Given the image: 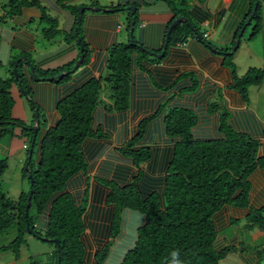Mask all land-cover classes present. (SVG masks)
Listing matches in <instances>:
<instances>
[{
  "label": "trees",
  "instance_id": "16d2710c",
  "mask_svg": "<svg viewBox=\"0 0 264 264\" xmlns=\"http://www.w3.org/2000/svg\"><path fill=\"white\" fill-rule=\"evenodd\" d=\"M64 1L68 0H57L59 4ZM162 2L175 11L173 20L185 18L190 24H179L171 31L165 54L168 48L184 44L188 38L199 37L203 41L199 25L185 9L189 8L188 0ZM36 4L30 0H9L1 9L4 14L0 17L11 19L20 15L24 7ZM41 10L42 19L49 24L44 36L49 39L57 32L56 21L48 17L44 8ZM120 10L127 14L128 41L108 50L103 78L84 83L57 102L59 120L42 135L40 109L31 101L33 98L28 84L19 74L18 68L22 62L18 59L16 67L14 62L10 65V78H0V128L17 126L23 134L28 132L34 141L31 157L26 159L23 169V176L30 185L29 192L21 193L16 200H11L0 190V236L13 226L17 229L16 238L7 246L0 247V252L11 251L15 259H18L19 248L24 245V236L29 235L49 240L47 243L54 247L53 264H87L90 255L94 257V264H222L225 257L235 250L227 246L221 248L220 243L216 245L213 216L225 206L249 207L250 177L256 169L264 171V158L257 156L259 142L231 129L224 115L221 116L220 125L222 134L218 138H194L192 129L197 123L196 116L190 110L177 107L170 109L163 118L167 136L172 142L178 140L163 181L143 174L140 166L151 159L152 153L147 147H136L146 141L148 125L156 116L145 119L132 138H127L126 133H119L123 146L118 150L119 156L115 160L128 166L119 172L116 182L98 180L101 185L109 188L106 200L114 206L110 207L111 217L107 218L110 224L104 235L108 237L107 242L101 251L95 252H91L86 245V216L90 212H85L89 202L87 176L91 171L87 162L86 144L89 140L107 138L100 130H94V116L98 113L99 121H103L107 129L112 128L113 119L110 117L108 121L105 120L101 114L103 108L109 114L124 118L125 111L130 108L132 65L135 62L137 67H141V62L148 59L149 53L135 41L133 33L130 36L131 24L134 28L136 15L128 11L126 6ZM71 13L75 19L73 37L81 39L83 48L81 68L88 61V50L80 34L83 14L78 20V7L71 8ZM250 24H254L252 36H255L262 26L258 3ZM227 51L221 53L226 54ZM133 54H137V60H133ZM230 56L226 55L225 60L231 67L232 89L247 103L249 87L262 83L264 71L249 69L246 74L237 77ZM161 60L156 56L149 61L158 63ZM72 68L69 66L65 69L68 74L59 83L69 80L72 76L69 70ZM59 73L57 71L49 76ZM14 84L27 96L33 110L38 109L34 117V122L38 120L36 134L32 126L26 127L20 121L12 120L14 101L11 88ZM107 91L109 96H105L109 104L103 100V94ZM7 134L1 131L0 139ZM35 147L37 153L34 166ZM99 156L100 153L96 157ZM163 158L169 159V155ZM6 169V160L0 159V178ZM129 177L131 181L126 183ZM72 179L75 187L86 182L83 192H69L68 184ZM161 187L162 191L159 190ZM29 196L30 208L25 214ZM41 217L45 218L42 232L37 229ZM244 227L264 232V208L251 209ZM28 229L32 234L28 233ZM122 233H125V239H120V242L117 239ZM257 255L260 259L262 252L257 251Z\"/></svg>",
  "mask_w": 264,
  "mask_h": 264
},
{
  "label": "crops",
  "instance_id": "0c3cea01",
  "mask_svg": "<svg viewBox=\"0 0 264 264\" xmlns=\"http://www.w3.org/2000/svg\"><path fill=\"white\" fill-rule=\"evenodd\" d=\"M30 1L37 4L24 7L20 15L11 19L6 16L0 19L1 22L8 20L10 24L0 26V71L9 69L16 59L22 62L18 70L28 84L33 101L41 110L40 135L57 124V102L84 83L103 78L108 50L128 41L127 14L120 10L124 6L135 8L133 36L149 52L148 59L141 62V67H137L135 62L132 65L130 108L125 111L124 118L109 114L102 106L104 112L100 111L105 120L108 121L110 117L113 119L112 128L107 129V125L99 121L98 113L94 116V130H100L107 138L89 140L86 144L87 162L91 168L87 176L91 209L86 216V245L102 241L109 225L102 200L106 204L110 190L98 180L116 182L119 172L128 166L115 160L119 156L118 150L123 146L119 133H126L127 138L134 137L139 125L149 117L156 116L148 125L146 141L136 147H147L151 151V159L142 164L140 169L144 175H150L157 181L164 180L175 143L178 142L170 140L163 123L164 116L174 107L190 110L196 116L197 123L192 129V136L196 139L218 138L222 134L220 125L221 116L224 115L231 129L259 142L257 156L264 158V121L232 89L231 67L225 60L226 55H232L231 47L238 39L236 37L240 27L250 16L251 0H188L190 17L199 25L201 35L207 33L208 38L203 41L188 38L184 44L168 48L158 63L149 60L160 55L157 52H163L166 32L171 21H175V11L162 0H115L116 5L110 8L107 5L94 7L93 0L89 4H85V0H68L60 4L57 0ZM42 7L48 17L56 21L57 32L49 39L44 36L49 24L42 19ZM74 7H84L83 12L79 13V16L83 14L80 34L88 50V61L81 68L79 66L78 70L75 69L67 82L59 83L51 78H57L60 74L67 75L65 69L74 67L82 56L78 44L81 39L73 37L75 19L71 8ZM89 7L92 9L89 10ZM3 14L1 10L0 15ZM43 21L47 28L41 29L39 35L43 40H39L34 29L38 30ZM132 58L137 60V54H133ZM30 68L35 76L43 77L35 81ZM57 71L60 73L56 76H49ZM103 100L109 104L105 93ZM35 110L37 113L38 109ZM11 143L10 137L0 139V159H6ZM98 153L100 156L97 158ZM168 155L169 159L163 158ZM127 179L126 183H130L131 177ZM85 185L84 181L79 191L83 192ZM250 185L248 208L225 206L213 216L216 245L220 243L221 248L227 246L235 250L225 257L222 264H264V232L244 227L251 209L264 208L263 170L254 171ZM162 189L159 188L160 191ZM68 190L73 194V179L68 184ZM40 219L37 229L42 232L45 220L44 217ZM119 237L117 240L125 239V233ZM89 247L94 248V245ZM257 251L262 252L260 259Z\"/></svg>",
  "mask_w": 264,
  "mask_h": 264
},
{
  "label": "rangeland",
  "instance_id": "374dc122",
  "mask_svg": "<svg viewBox=\"0 0 264 264\" xmlns=\"http://www.w3.org/2000/svg\"><path fill=\"white\" fill-rule=\"evenodd\" d=\"M96 6H104L107 5L110 8L112 5H116L115 0H93ZM9 0H0V10L3 6H6ZM90 0H85V4H89ZM259 4V12L261 14V30L255 36H252V29L254 24H249L250 19L254 15V10H256V5ZM252 11L250 16L244 22V25L240 28L237 34V41L232 46V51L235 50V54L231 57L232 68L237 77H241L247 73L249 69L263 70L264 71V0H251ZM94 6V4H93ZM43 8V7H42ZM84 7L78 8L79 10ZM128 8V7H127ZM89 10L92 8L89 7ZM188 10L187 8H185ZM128 10V9H127ZM252 15V16H251ZM1 16V15H0ZM2 18V17H0ZM179 19V18H177ZM176 20V19H175ZM8 26L10 25L8 20L0 21V26ZM37 23L35 24V28ZM47 28V24L45 21L39 24V28L34 29L37 32L36 37L39 40H43L39 33L42 28ZM244 29V30H243ZM199 32L201 29L199 28ZM136 31H134V34ZM229 60V62H230ZM17 61V60H15ZM14 61V62H15ZM228 64V62H226ZM230 65V64H229ZM9 69H5L4 72L0 71V78L6 79L11 77V72ZM19 74L21 72L19 71ZM59 76V75H58ZM33 77V76H32ZM37 78H40L36 76ZM34 79V78H33ZM106 88H108L106 86ZM106 96L108 95V91L104 92ZM11 95L13 97L14 105L11 110L12 120L20 121V124H25L26 127L32 126L35 128L34 117L37 115L36 110H33L30 105V101L27 96L23 95L20 89L14 84L11 88ZM247 105L250 106V109L254 110L257 116L264 121V78L260 85H254L249 87L247 92ZM33 101V100H31ZM41 113V110H40ZM41 115V114H40ZM42 126V125H41ZM5 131L8 133L6 138H11L12 143L10 147V151L6 156L7 169L3 173L0 178V190L11 200H16L21 193H28L30 189V185L28 183V179L23 176V169L26 165V159L28 158L29 152L33 149L32 137L27 132L26 135L23 134L21 128L17 126H8L7 130L5 127L0 128V132ZM36 153L37 147L34 148L33 153V164H36ZM107 180V179H105ZM79 186L75 187L73 183V192L77 193L79 190ZM105 216L106 218L111 217L110 205L107 200L104 203L102 200ZM91 205V204H90ZM88 202L86 207V213L91 209ZM114 207V206H113ZM90 208V209H89ZM89 209V210H88ZM110 225V224H109ZM108 225V229H109ZM107 229V231H108ZM87 230H85L86 232ZM106 235V234H105ZM17 236V229L15 226L11 227L6 233L0 236V247L7 246L11 243ZM106 236L102 239V241H97L94 243H88L89 245H94V248L90 250L91 252H95L96 250H100L104 248V245L107 242ZM87 239V238H86ZM20 253L18 259H15L13 252H0V264H53L52 252L54 251V247L52 244L42 241L41 239L25 235L24 236V245H21L19 248ZM85 251V248H84ZM89 251V250H88ZM94 257L91 255L90 260L87 264H94ZM88 259V258H87Z\"/></svg>",
  "mask_w": 264,
  "mask_h": 264
},
{
  "label": "water",
  "instance_id": "95a60500",
  "mask_svg": "<svg viewBox=\"0 0 264 264\" xmlns=\"http://www.w3.org/2000/svg\"><path fill=\"white\" fill-rule=\"evenodd\" d=\"M127 9H128V11H130L132 14L135 13V8H133V7H128ZM82 12H83V9L79 10V13H82ZM253 13H255V10H254ZM251 16H252V15H251ZM80 19H81V16L78 17V20H80ZM184 22L186 23L187 20H186V19H183V18H179V19H176L175 21H173V22L171 23V25L169 26V28H168V30H167V32H166V35H165V42H164V46H163V52H162L160 55H157L158 58H162V57L164 56V54H165V48H166V46H167V44H168V41H169V35H170L171 31H172L176 26H178L180 23H184ZM247 25H249V23H248ZM132 33H133V23L131 24V28H130V36L132 35ZM198 39L200 40L199 37H198ZM78 44H79V46H80V52H82L83 48H82V46H81V42H80L79 40H78ZM155 56H156V55H155ZM82 60H83V57L81 56V57L79 58V60L76 62L75 66H74V69L71 70V72H74V70L77 69V68L80 66V64L82 63ZM16 65H17V61L14 62V66H15V67H16ZM15 73H16V71H15V69H14V74H15ZM30 73L34 76L33 78H34L35 81L39 80V79L35 76V74L33 73V69H32V68H30ZM65 75H66V74H60L57 78H51V80H55V81L57 82V81H59L60 79H62ZM37 128H38V122L35 123V128H34V133H35V134H36V132H37ZM34 136H35V135H34ZM30 156H31V152H30L29 158H30ZM30 199H31V198H30V196H29V197H28L27 206H26V210H25V214H27V211H28V209L30 208ZM28 233H29V234H32V231L28 229ZM40 239H41L42 241H44V242H48V241H49V240L46 239V238H40ZM55 243H56V244H59V241H58V240H55Z\"/></svg>",
  "mask_w": 264,
  "mask_h": 264
},
{
  "label": "built area",
  "instance_id": "2783aa9c",
  "mask_svg": "<svg viewBox=\"0 0 264 264\" xmlns=\"http://www.w3.org/2000/svg\"><path fill=\"white\" fill-rule=\"evenodd\" d=\"M203 38H204V39H207V38H208V34H207V33H204V34H203Z\"/></svg>",
  "mask_w": 264,
  "mask_h": 264
},
{
  "label": "clouds",
  "instance_id": "9594fccd",
  "mask_svg": "<svg viewBox=\"0 0 264 264\" xmlns=\"http://www.w3.org/2000/svg\"><path fill=\"white\" fill-rule=\"evenodd\" d=\"M250 20H251V19H250ZM249 22H250V21H249ZM249 24H250V23H249ZM203 34H204V33H202V39H203V40H206V39L203 38ZM200 40H201V39H200ZM201 41H202V40H201ZM30 152H31V154H32V151H30ZM30 152H29V155H30ZM29 155H28V157H29ZM30 157H31V156H30Z\"/></svg>",
  "mask_w": 264,
  "mask_h": 264
},
{
  "label": "flooded vegetation",
  "instance_id": "af4514ba",
  "mask_svg": "<svg viewBox=\"0 0 264 264\" xmlns=\"http://www.w3.org/2000/svg\"><path fill=\"white\" fill-rule=\"evenodd\" d=\"M45 219V218H44Z\"/></svg>",
  "mask_w": 264,
  "mask_h": 264
}]
</instances>
